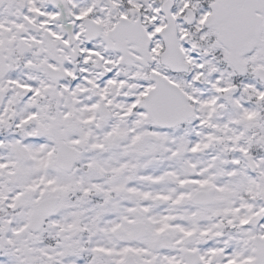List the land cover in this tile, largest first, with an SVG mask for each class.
I'll list each match as a JSON object with an SVG mask.
<instances>
[{
  "label": "snow or ice",
  "instance_id": "snow-or-ice-1",
  "mask_svg": "<svg viewBox=\"0 0 264 264\" xmlns=\"http://www.w3.org/2000/svg\"><path fill=\"white\" fill-rule=\"evenodd\" d=\"M0 264H264V0H0Z\"/></svg>",
  "mask_w": 264,
  "mask_h": 264
}]
</instances>
